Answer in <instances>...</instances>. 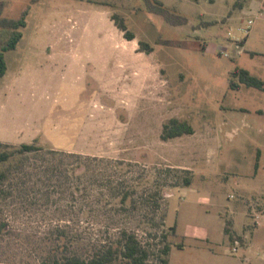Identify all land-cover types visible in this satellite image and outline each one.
Instances as JSON below:
<instances>
[{
	"label": "rangeland",
	"instance_id": "obj_1",
	"mask_svg": "<svg viewBox=\"0 0 264 264\" xmlns=\"http://www.w3.org/2000/svg\"><path fill=\"white\" fill-rule=\"evenodd\" d=\"M2 1L5 17L29 13L5 53L0 141L44 154L0 191V264H42L63 242L88 258L124 229L149 264L165 243L170 264H264V90L229 86L236 66L264 79V0H161L170 20L147 0ZM171 118L194 133L164 140ZM168 167L188 170L180 185Z\"/></svg>",
	"mask_w": 264,
	"mask_h": 264
},
{
	"label": "trees",
	"instance_id": "obj_2",
	"mask_svg": "<svg viewBox=\"0 0 264 264\" xmlns=\"http://www.w3.org/2000/svg\"><path fill=\"white\" fill-rule=\"evenodd\" d=\"M36 1V0H34ZM151 11L163 15L167 20H170V11L164 5L161 0H156L155 4H152L150 0H147ZM5 4L0 0V81L6 74L8 64L5 53L9 50L15 49L23 37L22 28L27 24V15L29 9L24 10L22 15L18 18H9L3 16ZM113 18L117 21V25L125 31V35L128 39H135L136 33L129 29L125 18L115 11ZM181 20H177L178 23ZM141 50L151 53L154 50L153 45L147 40H139ZM229 86L232 89H240L242 84L247 86L257 87L264 90V79L253 74L249 69L236 66L230 72ZM260 112H262L260 110ZM194 127L186 120L179 118H171L168 122L163 125L162 138L167 140L183 134L194 133ZM43 147L36 144V142H23L20 145H13L10 143H4L0 141V191H3V185L8 179L10 172L13 167L17 164L23 163L25 160L32 157L42 156L44 153ZM42 152V153H41ZM47 153L55 155L66 154L55 149H49ZM73 157L82 158L81 155L76 153H67ZM261 156V150H257V157L255 168L258 170L259 161ZM56 157V156H55ZM81 157V158H80ZM18 160V161H17ZM16 161V162H15ZM5 166L1 168V166ZM84 164L78 165L77 169L73 170L74 174L78 173V168H81ZM186 169L168 167L167 173L174 175L176 181L173 185L178 186L181 184L180 172H187ZM183 183L185 185L191 184V177L185 175L183 177ZM130 191L122 193L121 201L126 203L130 197ZM230 222L226 221L225 232L230 234ZM177 224L172 226V230L176 231ZM163 238H167V234L163 233ZM231 236V235H230ZM232 238V237H231ZM60 249L56 248L42 261V264H149L148 260L151 254L149 243H144L135 232H129L124 229L121 231L120 236L113 242L104 245L103 248L99 249L93 256L84 258L74 252H72L69 246L63 242L58 245ZM171 252V245L165 243L160 249L158 257L159 264H170L169 255Z\"/></svg>",
	"mask_w": 264,
	"mask_h": 264
},
{
	"label": "crops",
	"instance_id": "obj_3",
	"mask_svg": "<svg viewBox=\"0 0 264 264\" xmlns=\"http://www.w3.org/2000/svg\"><path fill=\"white\" fill-rule=\"evenodd\" d=\"M263 194V193H261ZM240 208H235L232 211L229 212V215L231 217V220L233 221V228L235 229V224L238 222H245V213L239 210ZM243 222V223H244ZM236 230V229H235Z\"/></svg>",
	"mask_w": 264,
	"mask_h": 264
},
{
	"label": "built area",
	"instance_id": "obj_4",
	"mask_svg": "<svg viewBox=\"0 0 264 264\" xmlns=\"http://www.w3.org/2000/svg\"><path fill=\"white\" fill-rule=\"evenodd\" d=\"M252 22V20H249V23H251ZM237 243H238V241H237ZM233 251L234 252H236L237 251V247L235 246V247H233Z\"/></svg>",
	"mask_w": 264,
	"mask_h": 264
}]
</instances>
